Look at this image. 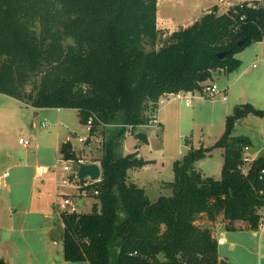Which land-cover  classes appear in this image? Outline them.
I'll use <instances>...</instances> for the list:
<instances>
[{"label":"trees","instance_id":"1","mask_svg":"<svg viewBox=\"0 0 264 264\" xmlns=\"http://www.w3.org/2000/svg\"><path fill=\"white\" fill-rule=\"evenodd\" d=\"M169 33L158 28V0H0V93L36 109H77L83 124L96 115L105 128L121 126L103 143L100 205L89 213L60 214L66 261L220 264L208 220L223 217L230 229L243 220L258 228L264 156L243 174V150L252 142L234 135L248 115H264L251 104L233 109L214 147L224 149L221 179L196 166L214 148L190 146L174 162L170 195L152 201L127 181L129 169L148 163L135 153L119 155L127 128L148 124L162 95L201 92L218 71L237 69L236 55L264 40V6L245 1L226 13L214 6ZM100 126L96 122L92 133ZM137 136L147 142L145 134ZM71 148L67 142L60 151L76 160Z\"/></svg>","mask_w":264,"mask_h":264},{"label":"rangeland","instance_id":"2","mask_svg":"<svg viewBox=\"0 0 264 264\" xmlns=\"http://www.w3.org/2000/svg\"><path fill=\"white\" fill-rule=\"evenodd\" d=\"M206 1L159 0V15L163 18L159 22V29L169 27L165 30L169 32L181 29L179 25L185 24L184 17L194 15L195 10L203 11ZM173 20L174 23H171ZM263 47L264 45L258 42L246 47L236 55L241 61L237 69L231 73L215 75L209 83L217 85L220 90L228 87L226 101L221 94L214 98L205 96L196 99L195 97L199 95V92H196L195 100L191 101L193 104L191 108L181 103L180 111V103L175 102L163 111L161 115H165L164 113L177 115V111L172 114L175 108L184 115L183 139L181 135L179 136L175 121L169 128L166 127L165 138L152 137V151L145 153L152 162H157L158 169L165 164L163 167L165 179H174L172 162L175 157L181 158L178 153L181 145L184 152L187 151V147L192 146L187 144L188 139H193V145L198 148L203 145L204 148L215 147L225 132L227 116L233 113L236 106L248 103L264 111ZM35 112L31 106L0 93V175L5 172L9 174L5 184L0 187V261L4 259L8 264H84L69 262L64 258L63 223L60 217V212H64V209H61V204L64 195H69L78 212L88 213L94 204L100 205V201L92 195L78 196V191L74 187L63 185V177L72 180L75 176L72 172L62 170L69 159L57 150V135L61 134L62 144L67 138L70 141L71 150L77 156L76 160L71 159L75 171L80 160L99 159L98 157L103 155V143L108 138L107 134L109 131L121 129V126L116 128L100 126L90 136L75 109L58 112L55 108H50L39 111L38 116H35ZM44 121H48L51 126L43 127ZM142 128L144 127L127 128L120 140L119 155H128L130 151L136 150V143L141 140L137 134L142 133L140 131ZM263 134L264 115L256 114H250L237 123L234 131L235 136H247L255 141L260 150L258 156H264V142L261 141ZM80 137H88L89 140L82 142ZM21 138L29 140L31 145L24 147L19 142ZM163 143L165 149L160 147ZM147 146L139 147L142 153ZM222 153V148H214L211 156L198 161L197 168L208 176L221 179ZM58 163L60 170H52L42 178L37 177L38 166L53 168ZM145 174L147 179L152 177L151 171ZM77 183L79 184L78 181ZM166 193L168 191L162 194ZM155 194L156 189H150V198ZM203 221L204 218L201 222Z\"/></svg>","mask_w":264,"mask_h":264},{"label":"crops","instance_id":"3","mask_svg":"<svg viewBox=\"0 0 264 264\" xmlns=\"http://www.w3.org/2000/svg\"><path fill=\"white\" fill-rule=\"evenodd\" d=\"M245 1L251 2V1H255V0H207L206 1V3H207L206 6L204 8H202L203 11L197 12L195 10L194 11V15L184 17V19H185L184 23L185 24L183 26L179 25V27L180 28H186V27L192 25L193 23H195L197 20H199L205 13H207L214 6H217L219 8V13H226L227 10L231 6H234V5L238 4V3L245 2ZM259 1L264 6V0H259ZM160 20H163V18H161L160 15H159V0H158V28H160V26H159ZM171 23H174V20L171 21ZM167 26H169V25H167ZM161 28H164V27H161ZM165 28H167L165 30H168L169 27H165ZM178 29L179 28H177V30ZM175 30L176 29H173L171 32H173ZM258 43L264 45V40L262 42H258ZM262 52L264 54V47H263ZM255 66H256V64H254V67ZM223 73H225V72L224 71H218V73H216V76H219V75H221ZM221 90L226 91V100H227V94L229 92L228 87H224ZM204 97H205L204 95H200L199 94L195 98L196 99H200V98L202 99ZM195 98H194V100H195ZM226 100H224V101H226ZM175 102H179L180 103L179 109L181 108V105L183 103L185 104V106H188L189 108H191L192 105H193V104H190V103H188L186 101H179V100L178 101L174 100V101L164 105L160 109V111L158 113L159 125L155 126V127L142 126L144 128L140 129V131L143 134L146 135L147 142H142L140 140L139 143H136V146H137L136 150L130 151L128 153V154H131L132 152H135V154H136L135 156H136L137 159H142V160H145V161L148 162L143 167L129 169L128 170L127 181L129 183L136 184L140 188H143L149 198H150V196H149L150 189H156V194L153 196V198H150V200H152V201L157 200L161 195H163L162 193H165L166 191H168V193H166L165 195H170L171 194V189L169 188L168 184L174 181L175 174H174V179L173 178H166L165 179L164 175H163V169H164L163 167H164L165 164H163V167H160L158 169L157 162H152L151 159H149L148 157L145 156V153L148 152V151H150V152L152 151V149H151V146H152L151 141L153 140L152 137L160 139V138H162V136H164V138H165L166 129L169 128V126H171V123H174L175 121H176L175 125H178L179 136L181 135V137L183 139L184 134H182V133H184V131H183L182 121L184 120V115H181V113H180L181 109H180V111H178V109H175V108L173 109V113L172 114H175V111H177L176 112L177 115H168L169 113L168 114L164 113L165 115H161L163 113V111L168 109L171 105H173L172 103H175ZM23 104H25V103H23ZM25 105H27V104H25ZM27 106H30V105H27ZM32 108L36 111L34 113L35 116H38L40 114L39 111L50 109V108L36 109L34 107H32ZM55 109L58 112H61V111L64 110V108H60V109L59 108H55ZM75 110L79 114V111L77 109H75ZM50 126H51V124L49 123V127ZM245 137H247V136H245ZM262 138H263V136H262ZM62 139L63 138H62L61 134L58 133L56 145H57V150L59 152H61L60 149H61V146H62ZM67 139L63 142V144L67 143V142H70ZM88 140H87V142H88ZM261 141L264 142V138ZM261 141H259V142H261ZM251 142H252V145H251L252 154L255 157H257V158L262 157V156H258V154H257V153H259L260 150L258 149L259 147L255 144V141L251 140ZM187 144H191L192 147L198 148V147H195L193 145V139H188ZM30 145H31V142H30ZM143 145H146V146L148 145L147 147L144 148V153H142L141 150L139 149V147L143 146ZM186 146H188V145H186ZM160 147H161V149L162 148L165 149L164 143ZM124 150H125V148H124ZM187 150H188V147H187ZM186 152L183 151L182 145H181L180 149L178 151V153L181 156V158L184 156V154ZM223 153H224V149H223ZM123 156H126V155H123ZM101 157H98L99 159H97V160H84V161H85V163H98V164H101V162H100ZM177 160H179V158L175 157L173 162H172L173 163V169H174V162L177 161ZM222 167H223V165H222ZM152 170H154L155 173ZM149 171L152 172V177L150 179H147L146 176H145L146 175L145 173H147ZM206 176H208V175H206ZM92 208H93V206H92ZM61 213L62 212H60V214ZM206 221H207V219L205 221H203V222H206ZM207 222H208V225H210L212 227V229H213V231L215 233V236L217 238V241L219 239L223 240V243L219 244V250H218V252H219V260L220 261L221 260H225L226 263H228V264H264V230H259L258 228L256 230H253V229L250 228L248 222L247 221H243V220L235 221L233 223L234 228L230 229L228 227V224H230V222L228 220H225L223 217H220L216 221H213V222L209 221V220ZM63 230H64V224H63ZM3 261H5V260L3 259Z\"/></svg>","mask_w":264,"mask_h":264},{"label":"built area","instance_id":"4","mask_svg":"<svg viewBox=\"0 0 264 264\" xmlns=\"http://www.w3.org/2000/svg\"><path fill=\"white\" fill-rule=\"evenodd\" d=\"M196 92H188V93H184V92H180V93H166L164 95H162L160 97V99L158 100L157 104L155 107H152L150 111H152L150 117L151 120L149 121L148 124L145 125H140V126H149V127H155L159 125V120H158V113L160 111V109L174 101V100H179V101H186L188 103L191 104L192 99H194ZM201 93V95H204L208 98H214L217 95H222L223 99L226 100V91L224 90H220L219 87L215 84L213 85H206L203 88V91L199 92V94ZM99 122L101 124V126L103 125V122L100 121V119L96 116V115H92L88 121L85 123L86 125V129L89 133V135L91 136L92 134V128L93 125ZM43 127H49V123L47 121L42 123ZM130 128H132L130 126ZM263 138H264V134H263ZM89 138L88 137H80V140L82 142H87ZM20 144H22L24 147H29L30 146V141L21 138L19 140ZM139 157V156H138ZM243 163L241 165V169L243 174L248 175L250 169L253 167L255 161L257 160V157H255L252 152H251V146H246L244 147L243 150ZM61 161V160H59ZM85 161L84 160H80L79 163H75L77 166L75 168L74 171V167L72 166V160H67L62 168V170L64 172H72L75 176V179L79 182V184L81 183V185H79L77 183V181L75 179L69 180L67 177H63L62 178V183L63 185H69L74 187L77 191H78V196H98L99 195V183H101L102 181V177L100 180L97 181H92L91 179H85V180H80L77 176V172L78 169L80 167V165L84 164ZM52 170H60V166L59 163L53 167V168H49L48 166H39L37 167L36 170V175L38 178H42L45 175H47L48 173H50ZM9 177V174L7 172L3 173L0 176V187L2 185L5 184L6 179ZM258 179L260 181V183L262 184V187L264 189V166L260 167L258 169ZM61 209H64V212H69V213H74V212H78V209L73 201V199L68 195H64V199L63 202L61 204ZM258 229L259 230H264V211L261 213V218L259 220L258 223ZM223 240L219 239L218 240V244H222Z\"/></svg>","mask_w":264,"mask_h":264},{"label":"water","instance_id":"5","mask_svg":"<svg viewBox=\"0 0 264 264\" xmlns=\"http://www.w3.org/2000/svg\"><path fill=\"white\" fill-rule=\"evenodd\" d=\"M77 176L80 180L91 179L92 181L100 180L102 177V165L98 163H84L80 165ZM220 264H228L221 260Z\"/></svg>","mask_w":264,"mask_h":264}]
</instances>
